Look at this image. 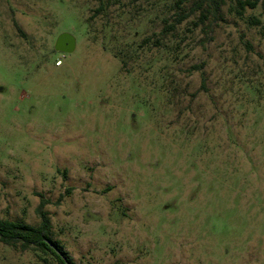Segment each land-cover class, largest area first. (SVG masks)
Masks as SVG:
<instances>
[{
    "label": "rangeland",
    "instance_id": "374dc122",
    "mask_svg": "<svg viewBox=\"0 0 264 264\" xmlns=\"http://www.w3.org/2000/svg\"><path fill=\"white\" fill-rule=\"evenodd\" d=\"M198 1L0 0L1 220L44 202L72 264H264L263 0Z\"/></svg>",
    "mask_w": 264,
    "mask_h": 264
},
{
    "label": "trees",
    "instance_id": "16d2710c",
    "mask_svg": "<svg viewBox=\"0 0 264 264\" xmlns=\"http://www.w3.org/2000/svg\"><path fill=\"white\" fill-rule=\"evenodd\" d=\"M221 0H199L198 6L206 11L207 14H213L219 10ZM260 0H235L236 2V13L238 16H242L246 8L254 9L258 5ZM264 6V0H263ZM97 10V12H99ZM202 16V21L207 19L208 15ZM181 20H179L180 22ZM16 28L20 34L25 37L22 29L15 23ZM45 203L41 202L37 213L40 217V224L38 226H31L22 222H14L10 220L0 219V242L8 245L15 246L20 244L23 249H28L30 247H36L41 251L50 253L59 264H66L64 260L45 243V240H50L65 256L68 264H72L71 259L63 251L62 247L50 237L51 235V221L48 213L43 210Z\"/></svg>",
    "mask_w": 264,
    "mask_h": 264
},
{
    "label": "water",
    "instance_id": "95a60500",
    "mask_svg": "<svg viewBox=\"0 0 264 264\" xmlns=\"http://www.w3.org/2000/svg\"><path fill=\"white\" fill-rule=\"evenodd\" d=\"M74 39L69 34H62L56 43L55 49L63 51V52H71L74 49ZM45 243L49 245L51 249H53L66 264H68L65 256L62 254L60 249H58L50 240L46 239Z\"/></svg>",
    "mask_w": 264,
    "mask_h": 264
},
{
    "label": "built area",
    "instance_id": "2783aa9c",
    "mask_svg": "<svg viewBox=\"0 0 264 264\" xmlns=\"http://www.w3.org/2000/svg\"><path fill=\"white\" fill-rule=\"evenodd\" d=\"M60 64H61V62L59 61L57 65H60Z\"/></svg>",
    "mask_w": 264,
    "mask_h": 264
}]
</instances>
